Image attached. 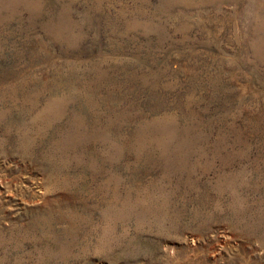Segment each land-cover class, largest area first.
<instances>
[{
  "label": "rangeland",
  "instance_id": "rangeland-1",
  "mask_svg": "<svg viewBox=\"0 0 264 264\" xmlns=\"http://www.w3.org/2000/svg\"><path fill=\"white\" fill-rule=\"evenodd\" d=\"M0 264H264V0H0Z\"/></svg>",
  "mask_w": 264,
  "mask_h": 264
}]
</instances>
